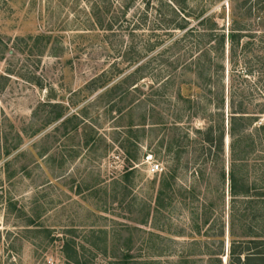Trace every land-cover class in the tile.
<instances>
[{
	"label": "rangeland",
	"instance_id": "374dc122",
	"mask_svg": "<svg viewBox=\"0 0 264 264\" xmlns=\"http://www.w3.org/2000/svg\"><path fill=\"white\" fill-rule=\"evenodd\" d=\"M229 1L187 0L184 14L191 27L198 13L213 15L227 33ZM161 4L0 0V264H177L182 257L189 264H208V254L219 246L208 236L222 227L221 262L227 264L231 214L238 213L243 201L236 200L232 210L228 180L221 188L220 171L224 166L228 179L231 164L228 135L224 155L216 163L214 151L198 144L197 131L217 126L210 117L212 106H204L206 97L202 95L196 115L174 99L160 103L169 127L185 112L179 131L158 127L145 137L131 135L126 148L137 161L130 169L120 145L125 131L94 101L100 92L87 96L93 80L115 81L139 65L148 76L139 83L145 95L148 87L157 88L152 80L175 79L181 73L177 61L180 80L198 81L197 62L203 54L193 47L189 51L193 37L186 39V54L177 52L179 48L165 49L182 33H165L160 27L156 10L167 12ZM125 7L124 18L114 14ZM94 11L102 13L103 26L115 24L111 31L95 24ZM138 56L141 62L129 65ZM249 80L253 103L264 104V75ZM224 82L227 87L226 78ZM172 84L173 95L177 85ZM61 112L79 117L66 130L61 120L46 125ZM79 120L85 126L76 131L73 126ZM171 136L183 147L173 145L168 153ZM151 152L164 169L160 176L147 174L144 162ZM248 162L252 181L258 178L253 169L263 165L264 153L256 149ZM173 170L175 184L166 191L163 207L155 210L161 176ZM251 194L255 196L254 190Z\"/></svg>",
	"mask_w": 264,
	"mask_h": 264
},
{
	"label": "trees",
	"instance_id": "16d2710c",
	"mask_svg": "<svg viewBox=\"0 0 264 264\" xmlns=\"http://www.w3.org/2000/svg\"><path fill=\"white\" fill-rule=\"evenodd\" d=\"M229 2L227 33L223 27H219L213 15H207L206 12L193 16L192 20L196 21V28L195 26L191 27L190 17H186L184 14L187 0H161L167 12L161 13L160 9L156 10V12L159 11L158 24L165 29V33L173 31L182 33L165 49L179 48L177 52L186 54L184 46L190 45L186 39L194 38L192 46H189V51L193 47L199 54H203L197 62L200 69L197 73V82L180 80L182 70L177 61L175 66L177 64V71L181 73L175 74V79L173 76L171 79L164 77V79L152 80V84L157 88L154 90L152 87H148V90L151 89L145 95L139 83L148 76L142 74L143 66L139 65L131 74L123 77L119 75L115 81L93 80L86 87L88 89L87 96L100 92L94 101L99 102L100 107L104 108V113L109 115L116 127L125 131L122 133L123 144L120 145L130 169L133 168L132 161H137V158L131 156L126 148L130 136L139 132L142 137H145L155 132L158 127H169L164 120L167 117L166 108L160 106L162 105L160 103L174 99L177 103L180 102L185 106L184 110L194 111L192 115H196V110L202 109L200 106L202 95L205 96L207 105L204 104V106H212L210 117H215L217 126L210 124L205 131H197L198 144H206L210 152L214 151V162L216 163L218 157L224 155V138L228 135L231 164L229 165L228 179H226L224 166L220 171L221 188L223 189V184L228 180L230 196L233 199L231 201L232 210L235 209L236 200L243 201L238 213L231 214L233 216L229 222L227 264H264V170H261L264 168V163L259 168L253 169L258 174V178L252 181L248 180L247 170L250 155H253L256 149L264 153V121L260 122L261 119H264V104L253 103L251 98L253 92L250 88L248 91L246 85L250 78L254 80L264 75V0H231ZM127 8L125 7L122 11L116 9L114 14H121L124 18ZM93 17L95 24L97 23L100 28L106 27L108 31H111L115 25L113 22H109L103 26L101 21L103 16L99 11H94ZM253 28L257 30L253 31ZM151 48L153 47L151 46ZM225 61L229 67L227 73ZM140 62L141 56H138L129 62V65L136 66ZM164 63L167 64V62ZM225 78L227 87L224 82ZM172 82L177 85V90L173 95L169 93L173 86ZM135 93L142 94L144 97L142 101L134 96ZM185 94L186 96H184ZM225 108L228 109L227 114H225ZM138 110L141 113L136 118ZM182 114L181 118H176L171 122L170 132L179 131L178 124L185 117V112ZM77 117L61 112L51 118L46 125L62 120L61 126L66 130ZM225 121H227V132ZM82 125L85 126L84 122L79 120L73 129L77 130ZM173 145L181 149L180 140L171 136L166 147L168 153H171ZM5 155L8 156L9 152L7 151ZM179 158L180 153L177 156V159ZM250 167L252 168V166ZM175 179V170L161 176L155 210L159 206L163 207L166 191H171L170 184L174 185ZM255 182H258V188ZM251 190H254L255 196H252ZM184 194L192 195L193 191L191 193L184 192ZM207 223L208 220L203 222L204 225ZM224 236L225 228L223 227L218 234L208 236L209 239L219 243L217 251L208 254V264H222L221 256L224 255L225 248ZM65 250L68 251L67 246ZM189 261L182 257L177 264H189Z\"/></svg>",
	"mask_w": 264,
	"mask_h": 264
},
{
	"label": "built area",
	"instance_id": "2783aa9c",
	"mask_svg": "<svg viewBox=\"0 0 264 264\" xmlns=\"http://www.w3.org/2000/svg\"><path fill=\"white\" fill-rule=\"evenodd\" d=\"M152 158L153 157L151 155H148L145 157V162L143 161L148 165L147 174L151 177L160 176L163 173L164 169L160 164L154 162Z\"/></svg>",
	"mask_w": 264,
	"mask_h": 264
},
{
	"label": "crops",
	"instance_id": "0c3cea01",
	"mask_svg": "<svg viewBox=\"0 0 264 264\" xmlns=\"http://www.w3.org/2000/svg\"><path fill=\"white\" fill-rule=\"evenodd\" d=\"M95 97H96V96H95ZM80 113H81V112H80ZM68 116H69V114H68ZM75 116H78V117H79V115H78V114H75ZM78 117H77V118H78ZM61 122H62V120H61ZM76 131H77V130H76ZM87 142H88V141H87Z\"/></svg>",
	"mask_w": 264,
	"mask_h": 264
}]
</instances>
